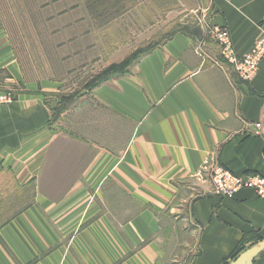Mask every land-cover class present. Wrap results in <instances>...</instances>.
<instances>
[{"label": "crops", "instance_id": "crops-1", "mask_svg": "<svg viewBox=\"0 0 264 264\" xmlns=\"http://www.w3.org/2000/svg\"><path fill=\"white\" fill-rule=\"evenodd\" d=\"M14 4L0 0V93L14 97L0 111V184L36 197L0 224V264H233L264 242V197L220 198L190 180L212 158L264 177V61L245 81L208 31L181 30L137 71L68 92L22 67ZM204 6L238 58L264 37V0ZM247 264H264V250Z\"/></svg>", "mask_w": 264, "mask_h": 264}, {"label": "rangeland", "instance_id": "rangeland-1", "mask_svg": "<svg viewBox=\"0 0 264 264\" xmlns=\"http://www.w3.org/2000/svg\"><path fill=\"white\" fill-rule=\"evenodd\" d=\"M205 2L15 0L13 10L9 8L5 15L16 45L14 51L30 79L59 82L62 90L81 93L137 71L142 56L179 31L200 33L202 23H210V8L204 6ZM13 99L0 103V111L12 106ZM190 180L198 190L210 189L197 175ZM3 185L0 224L33 204L36 197L32 188L17 192ZM51 194L59 199L64 191ZM75 203L65 209L72 210Z\"/></svg>", "mask_w": 264, "mask_h": 264}, {"label": "built area", "instance_id": "built-area-1", "mask_svg": "<svg viewBox=\"0 0 264 264\" xmlns=\"http://www.w3.org/2000/svg\"><path fill=\"white\" fill-rule=\"evenodd\" d=\"M209 25L204 21L202 28L206 32L208 31L210 38L213 43L217 44L223 58L234 66L243 80L250 81L251 77L259 70L260 63L264 61V37L256 42L248 54L238 58L232 46L228 29ZM11 100V94L0 93V103H9ZM256 127L260 128L261 126L258 124ZM197 177L201 182L203 181L210 186L212 194L220 198H232L243 189L253 190L258 197H264L263 176L259 174L236 175L222 166L215 158L209 159L203 165Z\"/></svg>", "mask_w": 264, "mask_h": 264}, {"label": "water", "instance_id": "water-1", "mask_svg": "<svg viewBox=\"0 0 264 264\" xmlns=\"http://www.w3.org/2000/svg\"><path fill=\"white\" fill-rule=\"evenodd\" d=\"M264 250V242H260L257 245L249 248L248 250L244 251L240 256L237 258L233 264H246L248 259H253L258 256Z\"/></svg>", "mask_w": 264, "mask_h": 264}, {"label": "trees", "instance_id": "trees-1", "mask_svg": "<svg viewBox=\"0 0 264 264\" xmlns=\"http://www.w3.org/2000/svg\"><path fill=\"white\" fill-rule=\"evenodd\" d=\"M66 100L62 102V104L57 105L58 107L55 110V115H59L60 113H62V111H64L65 109H67L68 107H70L71 105H73V102L68 104V101H71V97L69 98H65ZM244 248H240L238 250V254L241 253L243 251ZM237 255V254H236Z\"/></svg>", "mask_w": 264, "mask_h": 264}, {"label": "bare ground", "instance_id": "bare-ground-1", "mask_svg": "<svg viewBox=\"0 0 264 264\" xmlns=\"http://www.w3.org/2000/svg\"><path fill=\"white\" fill-rule=\"evenodd\" d=\"M249 260V259H248ZM248 260H247V262H248ZM247 262H246V264H247Z\"/></svg>", "mask_w": 264, "mask_h": 264}]
</instances>
